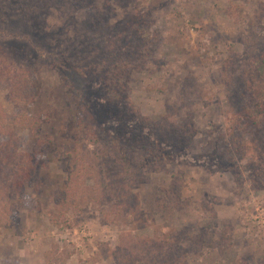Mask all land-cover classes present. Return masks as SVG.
<instances>
[{
	"label": "rangeland",
	"instance_id": "obj_1",
	"mask_svg": "<svg viewBox=\"0 0 264 264\" xmlns=\"http://www.w3.org/2000/svg\"><path fill=\"white\" fill-rule=\"evenodd\" d=\"M263 57L264 0H0V264H264Z\"/></svg>",
	"mask_w": 264,
	"mask_h": 264
},
{
	"label": "trees",
	"instance_id": "obj_2",
	"mask_svg": "<svg viewBox=\"0 0 264 264\" xmlns=\"http://www.w3.org/2000/svg\"><path fill=\"white\" fill-rule=\"evenodd\" d=\"M258 75L262 78V80H264V57L258 61ZM121 70V69H120ZM119 99H123L121 96L119 97ZM111 102L115 103L116 105L119 103V101L117 100H111ZM121 102V100H120ZM262 102L261 99L254 101V103H250V105H248L246 107V111H248L247 117H248V121L250 124H255L256 122H259V120L261 118H258L256 115L258 114V112L260 111L261 107H264L262 105H260ZM120 107L122 108V105H120ZM119 107V109H120ZM16 125H18L20 128H25V129H33L36 130L37 129V123H30V122H25V121H17ZM37 135V133H35ZM71 178V173H68V179L70 181Z\"/></svg>",
	"mask_w": 264,
	"mask_h": 264
}]
</instances>
